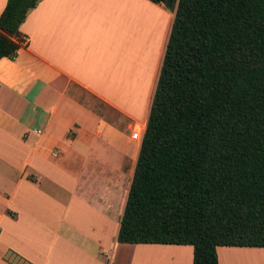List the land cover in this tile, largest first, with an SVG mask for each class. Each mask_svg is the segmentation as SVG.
Here are the masks:
<instances>
[{
	"label": "crops",
	"instance_id": "crops-1",
	"mask_svg": "<svg viewBox=\"0 0 264 264\" xmlns=\"http://www.w3.org/2000/svg\"><path fill=\"white\" fill-rule=\"evenodd\" d=\"M173 17L149 0H41L28 13L17 57L0 59V264L10 251L29 264H192L189 245L116 241L119 172L140 148L130 124L145 131ZM216 254L264 264V248Z\"/></svg>",
	"mask_w": 264,
	"mask_h": 264
},
{
	"label": "trees",
	"instance_id": "trees-1",
	"mask_svg": "<svg viewBox=\"0 0 264 264\" xmlns=\"http://www.w3.org/2000/svg\"><path fill=\"white\" fill-rule=\"evenodd\" d=\"M40 1L7 0L0 59ZM149 1L174 17L116 241L264 248V0Z\"/></svg>",
	"mask_w": 264,
	"mask_h": 264
},
{
	"label": "rangeland",
	"instance_id": "rangeland-1",
	"mask_svg": "<svg viewBox=\"0 0 264 264\" xmlns=\"http://www.w3.org/2000/svg\"><path fill=\"white\" fill-rule=\"evenodd\" d=\"M73 90L71 93L75 95L79 100L83 101L85 104L90 105L93 109H95L103 118L107 119L108 121H117L121 122L122 119L115 115L109 108H107L103 103L95 99L93 96L85 92L84 90H81L79 88H76L74 86ZM131 129L129 128V133H130V138H131V132L134 130H137L138 128L141 127L139 123L136 124H130ZM142 128V127H141ZM136 145H140L139 143L135 142ZM134 166L133 164H127L123 170H121V173L119 172V178H120V183L122 185V188H124V194L127 191L131 180L133 176V170ZM123 194V195H124Z\"/></svg>",
	"mask_w": 264,
	"mask_h": 264
},
{
	"label": "built area",
	"instance_id": "built-area-1",
	"mask_svg": "<svg viewBox=\"0 0 264 264\" xmlns=\"http://www.w3.org/2000/svg\"><path fill=\"white\" fill-rule=\"evenodd\" d=\"M132 130V129H131ZM143 134H144V131H143V128H138L137 130H133L131 132V140L137 142V143H141L142 141V138H143ZM1 230V229H0Z\"/></svg>",
	"mask_w": 264,
	"mask_h": 264
}]
</instances>
